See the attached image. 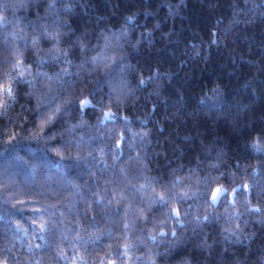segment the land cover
Wrapping results in <instances>:
<instances>
[{
    "label": "trees",
    "instance_id": "trees-1",
    "mask_svg": "<svg viewBox=\"0 0 264 264\" xmlns=\"http://www.w3.org/2000/svg\"><path fill=\"white\" fill-rule=\"evenodd\" d=\"M0 16V264H264V0Z\"/></svg>",
    "mask_w": 264,
    "mask_h": 264
},
{
    "label": "snow or ice",
    "instance_id": "snow-or-ice-1",
    "mask_svg": "<svg viewBox=\"0 0 264 264\" xmlns=\"http://www.w3.org/2000/svg\"><path fill=\"white\" fill-rule=\"evenodd\" d=\"M4 17L3 16H0V20H3ZM18 79V78H17ZM21 83H23V81H20ZM143 83V81H142ZM0 93H4V94H7L9 96H11L12 94V90L11 88H3V87H0ZM90 104L89 101L85 100V101H81V107L82 109L86 106H88ZM105 118H109L111 116V113H105ZM218 193H221V190L220 189H217L215 192H213L212 194V200L213 202H215L217 199H218ZM178 215V213H175ZM41 231H44L43 228H41ZM173 235H175V233H173Z\"/></svg>",
    "mask_w": 264,
    "mask_h": 264
},
{
    "label": "rangeland",
    "instance_id": "rangeland-1",
    "mask_svg": "<svg viewBox=\"0 0 264 264\" xmlns=\"http://www.w3.org/2000/svg\"><path fill=\"white\" fill-rule=\"evenodd\" d=\"M103 118H105V115H104ZM217 189H220L221 191L223 190V188H221V187H216V188L213 190V192H215ZM212 194H213V193H212ZM212 194H211V201H213V200H212ZM218 195H219V193H218Z\"/></svg>",
    "mask_w": 264,
    "mask_h": 264
}]
</instances>
